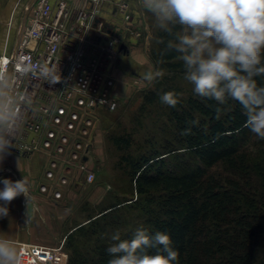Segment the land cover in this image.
Here are the masks:
<instances>
[{
  "label": "trees",
  "instance_id": "1",
  "mask_svg": "<svg viewBox=\"0 0 264 264\" xmlns=\"http://www.w3.org/2000/svg\"><path fill=\"white\" fill-rule=\"evenodd\" d=\"M156 36L161 45L159 66L174 73L183 62L166 49L172 37L160 29ZM164 77L156 80L154 90L161 89ZM150 94L146 92L145 102H152ZM178 99L168 112L177 134L173 146L158 142L129 154L131 135H109L123 151L117 164L124 166L140 199L125 208L111 205L89 217V225L71 231L65 239L68 264H108L112 235L119 232L122 239H130L138 229L150 236L168 233L179 252V264H264V146L257 158L244 148L254 134L244 126L246 117L238 102L220 106L194 92ZM217 107L222 108L219 115ZM180 147L186 161L181 151H174ZM172 151L179 160L175 164L166 159ZM219 162L239 172L243 184L209 171ZM250 171L259 175L260 187L251 184Z\"/></svg>",
  "mask_w": 264,
  "mask_h": 264
},
{
  "label": "built area",
  "instance_id": "2",
  "mask_svg": "<svg viewBox=\"0 0 264 264\" xmlns=\"http://www.w3.org/2000/svg\"><path fill=\"white\" fill-rule=\"evenodd\" d=\"M87 1L77 8L67 0H32L16 38L11 44L8 30L0 51V72L12 76L9 87L27 94L26 103L24 95L19 97L10 153L36 164L27 181L28 199L35 207L34 194L60 201L78 186L94 182L91 163L99 110L112 112L119 104L113 69L126 56L121 37L124 31L134 32L133 11L128 1L119 0L109 20L103 9L106 0ZM37 64L55 69L60 81L51 84L38 72L23 75L26 66ZM0 172L11 174L13 181L22 179L9 167H0ZM18 248L22 264H53L60 249L33 242H19Z\"/></svg>",
  "mask_w": 264,
  "mask_h": 264
},
{
  "label": "clouds",
  "instance_id": "3",
  "mask_svg": "<svg viewBox=\"0 0 264 264\" xmlns=\"http://www.w3.org/2000/svg\"><path fill=\"white\" fill-rule=\"evenodd\" d=\"M142 6L153 15L158 28L172 37L166 49L178 54L184 79L193 85L194 93L220 106L230 100L238 102L246 117L244 126L264 140V0H142ZM177 26L179 30H175ZM26 68L25 76L38 72L51 84L61 79L55 69L41 64ZM140 75L152 83L164 73L149 70ZM11 81L10 74L0 72V161L14 147L20 95L25 96V103L27 100L26 93L9 87ZM178 95L168 91L160 100L176 107ZM221 111L216 108L218 115ZM0 184V218L8 215V205L21 195L28 206L29 188L24 178H3ZM26 216L28 223V211ZM111 240L108 264H179V252L172 247L168 233L157 231L150 236L138 229L130 239H122L116 232ZM0 264H22L16 241L5 234H0Z\"/></svg>",
  "mask_w": 264,
  "mask_h": 264
},
{
  "label": "rangeland",
  "instance_id": "4",
  "mask_svg": "<svg viewBox=\"0 0 264 264\" xmlns=\"http://www.w3.org/2000/svg\"><path fill=\"white\" fill-rule=\"evenodd\" d=\"M143 18V23H134L135 25L132 28V31H138L139 34L130 33L127 30L124 31L121 38L125 41L128 37H133L137 39L138 43L142 39L145 43L144 47H146L149 61L145 65H137L126 58L125 60L124 58L117 60L118 69H122L121 74L124 75V78L123 82L117 81L119 88L117 109L112 112L104 109L99 110L101 118L94 141L91 163L96 178L92 184L79 186L70 191V193L73 192L72 198L64 200L62 205L65 207L64 210L69 213L71 221L64 227L65 236L60 241L47 245L60 247L56 251V259L53 264H68L69 255L66 248V236L81 224H84V226L89 225V222H85L89 217L98 215L111 205L117 204L118 208H125L127 205L133 204L131 201H135L137 198L140 199L124 166L117 164L123 151L109 140V135L123 133L131 135L134 144L131 146L129 154L140 152L150 145L156 146L158 142H161L167 148L173 146L177 138L174 121L168 113L170 107L161 102L160 96L165 92L174 91L179 94L178 98L186 99L188 94L194 92L193 85L184 79L183 63L174 73L168 71L166 67L161 68L159 66L158 51L161 45L156 36L159 28L151 13L145 11ZM152 54L157 60L156 63L151 58ZM122 61L123 63H121ZM149 70L153 72L163 71L164 76H166L161 79L160 90H154L156 81L148 83L141 78L140 74ZM146 92L153 93L150 94L153 96L151 103L145 102ZM262 146H264V140L253 135L245 143L244 148H247L250 156L257 158L260 156ZM174 151H181L180 153L184 154L181 158L184 161L187 160L184 148L180 147L174 149ZM174 151L166 156L168 163L175 164L179 162L173 157ZM209 171L214 173L217 178L231 177L243 184L240 173L226 167V163L219 162L211 167ZM248 177H250L253 186L260 187V177L255 171H250ZM251 191H254L253 188H251Z\"/></svg>",
  "mask_w": 264,
  "mask_h": 264
},
{
  "label": "crops",
  "instance_id": "5",
  "mask_svg": "<svg viewBox=\"0 0 264 264\" xmlns=\"http://www.w3.org/2000/svg\"><path fill=\"white\" fill-rule=\"evenodd\" d=\"M32 0H0V51L2 50L7 31L10 30L11 44L16 38L17 29L25 21V7ZM58 0H52L56 3ZM71 6L81 8L88 4L87 0H67ZM119 0H106L103 4L105 18L112 20L116 3ZM133 11V22L143 23L145 9L142 6V0H126ZM127 45L126 56L124 57L137 65H145L149 61L146 53L145 43L140 39L138 43L136 38L128 37L125 40ZM123 60V61H124ZM123 61L121 63H123ZM118 64V62H117ZM114 67L113 74L116 79V91L119 92L117 81L123 82L124 75L121 74L122 69ZM35 162L26 158L16 156L12 153L6 155L0 161V167H9L16 172L22 179L29 180L30 171H34ZM9 178L13 181L11 174L0 172V179ZM3 185L0 184V188ZM79 187V186H78ZM34 190V186L31 187ZM73 193V192H72ZM68 193L63 200L54 201L43 195L34 194L32 201L23 204L20 197L8 205L9 213L6 217L0 218V234H5L9 238L19 242H37L42 245L54 244L60 241L65 235L64 227L70 220L69 213L64 210L62 205L64 200L72 198L73 194ZM2 203V202H0ZM31 215V219L26 223V212ZM87 222V220L85 221ZM72 230V229H71ZM70 230V231H71Z\"/></svg>",
  "mask_w": 264,
  "mask_h": 264
},
{
  "label": "water",
  "instance_id": "6",
  "mask_svg": "<svg viewBox=\"0 0 264 264\" xmlns=\"http://www.w3.org/2000/svg\"><path fill=\"white\" fill-rule=\"evenodd\" d=\"M106 26H108V29H106V31L109 32L110 29H111V27H112V24H109V23H108V24H106ZM123 47H125V45H123Z\"/></svg>",
  "mask_w": 264,
  "mask_h": 264
}]
</instances>
